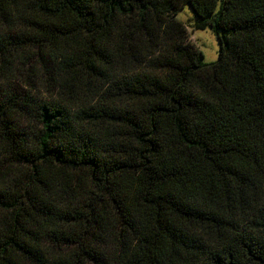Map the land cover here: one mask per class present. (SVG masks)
Segmentation results:
<instances>
[{
    "label": "trees",
    "instance_id": "1",
    "mask_svg": "<svg viewBox=\"0 0 264 264\" xmlns=\"http://www.w3.org/2000/svg\"><path fill=\"white\" fill-rule=\"evenodd\" d=\"M0 264H264V0H0Z\"/></svg>",
    "mask_w": 264,
    "mask_h": 264
},
{
    "label": "rangeland",
    "instance_id": "2",
    "mask_svg": "<svg viewBox=\"0 0 264 264\" xmlns=\"http://www.w3.org/2000/svg\"><path fill=\"white\" fill-rule=\"evenodd\" d=\"M191 9L190 6H186L177 14V19L188 26L196 22V16ZM188 30L193 42L204 54L203 61L206 64L216 62L220 56L219 41L216 34L209 29L194 31L190 26Z\"/></svg>",
    "mask_w": 264,
    "mask_h": 264
}]
</instances>
